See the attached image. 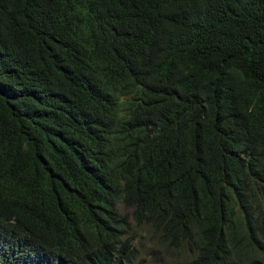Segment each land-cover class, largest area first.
<instances>
[{
	"label": "trees",
	"instance_id": "trees-1",
	"mask_svg": "<svg viewBox=\"0 0 264 264\" xmlns=\"http://www.w3.org/2000/svg\"><path fill=\"white\" fill-rule=\"evenodd\" d=\"M135 229L264 264V0H0V264H134Z\"/></svg>",
	"mask_w": 264,
	"mask_h": 264
},
{
	"label": "rangeland",
	"instance_id": "rangeland-1",
	"mask_svg": "<svg viewBox=\"0 0 264 264\" xmlns=\"http://www.w3.org/2000/svg\"><path fill=\"white\" fill-rule=\"evenodd\" d=\"M132 224V222L130 223ZM133 225V224H132ZM150 234L144 230L135 229L130 231L128 237L131 256L134 264H179L178 252L161 246L149 238Z\"/></svg>",
	"mask_w": 264,
	"mask_h": 264
}]
</instances>
